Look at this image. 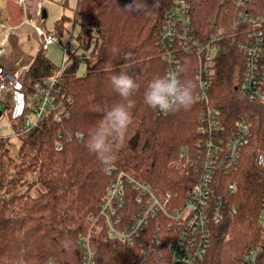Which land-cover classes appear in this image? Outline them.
<instances>
[{
	"label": "trees",
	"instance_id": "1",
	"mask_svg": "<svg viewBox=\"0 0 264 264\" xmlns=\"http://www.w3.org/2000/svg\"><path fill=\"white\" fill-rule=\"evenodd\" d=\"M254 1L264 9V0ZM190 2L192 27L199 41L213 32L214 24L228 27L234 20L235 11L227 10L221 0ZM173 4L174 0H77V40L80 49L92 53L84 61L72 56L62 70L55 88L58 91L53 90L56 109L25 131V120L32 116L39 93L35 83L60 70L44 51L39 50L33 59L22 80L26 111L23 118L13 121L20 138L17 154L0 141V264H81L84 248L80 238L90 232L92 216L99 214L114 176L110 170L126 171L180 202L194 186V177L178 163V155L183 146L202 138L203 106L196 101L194 80L197 59L188 56L183 62L182 81L196 85L195 102L189 109L161 116L144 102L148 82L167 70L157 43ZM68 21L64 16L52 33L62 39ZM245 28L239 26L221 42L211 97L229 125L244 117L252 137L242 150L238 169L216 176L218 193L227 194L229 206L237 213L227 215L214 229L202 264H242L251 250L258 251V264H264V169L258 164V157L264 155V102L251 101L240 89L245 57L239 44ZM82 62L86 73L78 76ZM121 72L132 76L140 87L129 97L133 101L129 109L132 123L115 152V161L104 166L86 145L105 113L126 103L110 81ZM10 100L9 94L0 99L5 110ZM58 143L61 151L56 149ZM231 184L236 188L233 194L228 192ZM91 243L95 264H154L153 257H142L139 243L128 245L111 239L106 229H92Z\"/></svg>",
	"mask_w": 264,
	"mask_h": 264
},
{
	"label": "built area",
	"instance_id": "2",
	"mask_svg": "<svg viewBox=\"0 0 264 264\" xmlns=\"http://www.w3.org/2000/svg\"><path fill=\"white\" fill-rule=\"evenodd\" d=\"M17 1L24 17L16 25L1 24L0 56L10 31L24 26L36 31L41 51H48L58 43L63 52L60 70L54 76L35 83L39 93L33 108L34 119L31 116L25 120V131H29L56 109L53 90L58 91L55 88L60 82L62 70L70 63L79 46L74 39L63 44L61 38L41 27V5L36 10L37 18H29L28 0ZM254 3V0H221V5L227 10L235 11L233 22L228 27L214 24L213 32L205 40L199 41L192 27L190 0H174L158 37L157 47L167 63L166 72L183 68L184 59L188 56L198 61L194 80L197 85L196 101L203 106L199 126L202 138L193 145L183 146L178 155V163L187 169L188 175L194 177V186L180 202L171 193L160 194L149 183L136 179L126 171L110 170L114 176L100 204L99 214L93 218L90 232L80 238L84 248L81 264H95L92 229H106L109 238L128 245L139 243L142 257H153L154 264H202L210 250L214 229L227 215L237 213L235 207L229 206L227 194L218 193L216 176L238 169L242 150L249 144L252 131L244 117L231 125L223 120L220 111L213 106L212 77L222 40L229 32L238 31L239 26L244 25V38L239 44L245 57L240 89L251 101L264 102V9ZM32 63L33 60L15 74L0 66V99L5 94L10 95L12 121L24 117L26 95L22 80ZM157 110L161 116L167 114ZM61 119L60 116L56 117L57 121ZM56 149L62 150L60 143ZM258 164L264 169V155L258 157ZM235 190V185L231 184L228 192L233 194ZM242 264H258V251L251 250Z\"/></svg>",
	"mask_w": 264,
	"mask_h": 264
},
{
	"label": "rangeland",
	"instance_id": "3",
	"mask_svg": "<svg viewBox=\"0 0 264 264\" xmlns=\"http://www.w3.org/2000/svg\"><path fill=\"white\" fill-rule=\"evenodd\" d=\"M27 4L30 8L29 18H37L36 10L39 5L42 6L43 11L47 13L46 18L41 17V27L46 32H54L56 23L64 16L69 17L70 21L65 24L62 41L66 44L70 39L75 41L80 34V19L76 15L77 0H67V5H63V0H28ZM24 14L17 0H10L9 8L5 2L0 6V31L1 24L12 25L21 23ZM5 22H4V21ZM0 39L1 36H0ZM78 42V40H77ZM78 51L73 55L76 59L84 61L92 53V50L84 51L80 49L78 43ZM40 50L39 38L36 31L30 26H24L21 29L11 30L7 39V43L0 58V64L10 73L16 72L21 66L28 64L34 59ZM45 56L51 61L53 66L60 68L63 62V52L60 44H54L48 51L44 52ZM86 73V65L84 62L80 63L77 70L78 76H84ZM11 106L6 107L5 113L0 118V141L6 142V148L11 150L15 156L20 144V138L14 130V122L10 118ZM34 119V117L32 116ZM9 137V138H6ZM177 164V163H176ZM179 166V165H176ZM94 216H92L91 222ZM100 231V230H99Z\"/></svg>",
	"mask_w": 264,
	"mask_h": 264
},
{
	"label": "clouds",
	"instance_id": "4",
	"mask_svg": "<svg viewBox=\"0 0 264 264\" xmlns=\"http://www.w3.org/2000/svg\"><path fill=\"white\" fill-rule=\"evenodd\" d=\"M183 71L184 68H177L150 80L144 92V102L164 113L189 109L195 102L196 85L191 80L180 79V73ZM110 81L113 89L126 103L116 104L105 113L102 122L90 135L86 145L104 166H109L115 161V152L120 148L124 135L132 123L129 109L133 106V101L129 97L140 87L126 72L112 75ZM64 246H69L68 242H64Z\"/></svg>",
	"mask_w": 264,
	"mask_h": 264
},
{
	"label": "crops",
	"instance_id": "5",
	"mask_svg": "<svg viewBox=\"0 0 264 264\" xmlns=\"http://www.w3.org/2000/svg\"><path fill=\"white\" fill-rule=\"evenodd\" d=\"M4 2H5V4H6V6L9 8V6H10V0H0V6H1V7H2V5H3ZM29 10H30V8H29ZM10 24H11V21H10ZM11 25H12V24H11ZM0 58H1V56H0ZM32 60H33V59H32ZM32 60H31L30 62H32ZM30 62H29V63H30ZM29 63H28V64H29ZM28 64L23 65V66H27ZM0 66L3 68V65L0 64ZM23 66H21V67H23ZM21 67H20V68H21ZM20 68H19V69H20ZM19 69H18L17 71H19ZM4 70H5V69H4ZM17 71H16V72H17ZM8 72H9V71H8ZM16 72H14L13 74H15ZM9 73H10V72H9ZM10 74H12V73H10Z\"/></svg>",
	"mask_w": 264,
	"mask_h": 264
},
{
	"label": "water",
	"instance_id": "6",
	"mask_svg": "<svg viewBox=\"0 0 264 264\" xmlns=\"http://www.w3.org/2000/svg\"><path fill=\"white\" fill-rule=\"evenodd\" d=\"M46 16H47V13L43 11V17L46 18ZM4 111H5V107L2 104H0V118L2 117Z\"/></svg>",
	"mask_w": 264,
	"mask_h": 264
}]
</instances>
